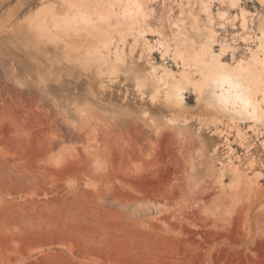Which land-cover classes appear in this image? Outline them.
Masks as SVG:
<instances>
[{
  "label": "rangeland",
  "instance_id": "rangeland-1",
  "mask_svg": "<svg viewBox=\"0 0 264 264\" xmlns=\"http://www.w3.org/2000/svg\"><path fill=\"white\" fill-rule=\"evenodd\" d=\"M233 1L0 0V264H264V120L170 96L256 65Z\"/></svg>",
  "mask_w": 264,
  "mask_h": 264
},
{
  "label": "bare ground",
  "instance_id": "bare-ground-1",
  "mask_svg": "<svg viewBox=\"0 0 264 264\" xmlns=\"http://www.w3.org/2000/svg\"><path fill=\"white\" fill-rule=\"evenodd\" d=\"M128 1L132 2L133 5L127 6V13H133L135 11V7L140 8V3L138 2V0ZM239 4L240 0L233 1L234 6H238ZM245 16L246 15H244V20H246ZM10 35V29L0 26V39H3V37L7 39ZM208 50H211V45L210 49ZM205 51L206 49L204 50V53ZM252 51L256 55V65L253 66H244L243 63L239 62L238 65L233 68H225L222 64V58L227 54V48H225L220 52H217V57H213L215 59H212L207 67L201 71V77L198 80H195L194 76L189 72H182L178 79L180 84H172L170 86L172 105L176 108L186 109L188 107V104L183 96V93L188 92V89L192 88L193 93L196 95L195 104L205 99L209 104L217 107L220 112H222L224 115L229 116L231 119L237 117L240 118V116H242V118L244 117V119H251L253 121L264 120V58L261 56V54L264 53V45H259ZM199 62L204 64L205 61L204 59H199ZM157 75L153 73V76L156 77ZM165 77L166 79L168 78L167 75H165ZM181 84L184 85L181 86ZM165 85H167V82ZM242 143L240 144L242 145ZM230 152L232 153V151ZM235 169L238 170V167H236ZM225 175H229L227 170H225L224 176ZM240 179L242 181L241 191L243 192V190L246 189V191L250 190V188H247L248 186L244 181L243 175H241ZM204 191H206L205 187L202 188V192ZM211 194L212 193L210 191H207L206 193L207 196H210ZM219 199L220 201L222 200L220 195Z\"/></svg>",
  "mask_w": 264,
  "mask_h": 264
}]
</instances>
